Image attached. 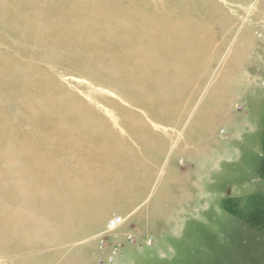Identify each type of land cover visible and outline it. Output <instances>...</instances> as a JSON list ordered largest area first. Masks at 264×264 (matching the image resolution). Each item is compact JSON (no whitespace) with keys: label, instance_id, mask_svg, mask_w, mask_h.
<instances>
[{"label":"bare ground","instance_id":"6f19581e","mask_svg":"<svg viewBox=\"0 0 264 264\" xmlns=\"http://www.w3.org/2000/svg\"><path fill=\"white\" fill-rule=\"evenodd\" d=\"M252 1L0 0V29L15 40L0 36V258L76 237L66 230L84 227L95 207L111 201L93 202L94 190L138 196L146 188L130 193L126 187L150 175L140 173L144 158L112 132L106 117L45 64L116 92L125 104L109 100L112 115L145 155H161L164 140L143 119L180 125L197 68L220 50L215 40L228 36ZM254 25L244 23L240 34L250 35ZM216 121L207 119L204 130ZM81 209L82 217L74 211ZM52 224L56 231L34 234Z\"/></svg>","mask_w":264,"mask_h":264},{"label":"rangeland","instance_id":"374dc122","mask_svg":"<svg viewBox=\"0 0 264 264\" xmlns=\"http://www.w3.org/2000/svg\"><path fill=\"white\" fill-rule=\"evenodd\" d=\"M256 5L253 0L245 6L238 25L215 40L220 50L207 53V64L197 68L194 98L180 125L143 119L151 134L164 140L161 155H145L143 145L112 115L109 100L125 104L116 92L45 64L106 117L112 132L144 158L140 173L150 175L126 187L130 193L146 188L138 196L94 190L93 202L112 198L95 207L92 218H82L84 227L66 230L79 235L0 258V264H32L29 259L35 264H264V4ZM250 22L257 24L252 33L241 35ZM0 36L15 41L2 29ZM215 117L206 132L204 122ZM13 176L11 170L9 181ZM74 211L82 217L83 209ZM114 216L120 220L109 225ZM54 228L38 226L34 234Z\"/></svg>","mask_w":264,"mask_h":264},{"label":"built area","instance_id":"2783aa9c","mask_svg":"<svg viewBox=\"0 0 264 264\" xmlns=\"http://www.w3.org/2000/svg\"><path fill=\"white\" fill-rule=\"evenodd\" d=\"M119 217H120V216H114V217H113V221H110L109 225H110L111 223L115 222V221H119V220H120Z\"/></svg>","mask_w":264,"mask_h":264},{"label":"crops","instance_id":"0c3cea01","mask_svg":"<svg viewBox=\"0 0 264 264\" xmlns=\"http://www.w3.org/2000/svg\"><path fill=\"white\" fill-rule=\"evenodd\" d=\"M197 141V140H196ZM163 182V181H162ZM159 183V182H158ZM133 200V199H132ZM116 202H117V199L115 200ZM130 201V200H129ZM134 201H136V200H134ZM113 202L114 201H112V204H113ZM120 202H122L121 200H120ZM124 202V201H123ZM126 202H128V201H126Z\"/></svg>","mask_w":264,"mask_h":264}]
</instances>
